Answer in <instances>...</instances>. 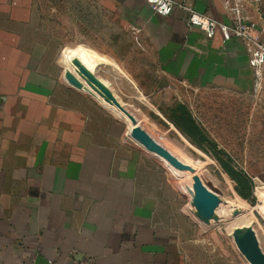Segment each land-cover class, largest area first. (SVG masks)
Here are the masks:
<instances>
[{
    "label": "crops",
    "instance_id": "crops-1",
    "mask_svg": "<svg viewBox=\"0 0 264 264\" xmlns=\"http://www.w3.org/2000/svg\"><path fill=\"white\" fill-rule=\"evenodd\" d=\"M130 1L169 48L185 36L206 44L215 51L212 63L220 61L209 76L239 80L243 71L239 82L253 89L239 40L208 41L187 26L182 9L163 17L145 0ZM177 1L230 23L226 0ZM259 8L260 14L253 7L246 13L264 41V0ZM37 18L33 0H0V264H195L184 228L170 213L167 179L125 143L119 121L68 96L43 66L31 39ZM181 61L208 72L201 57L183 53Z\"/></svg>",
    "mask_w": 264,
    "mask_h": 264
},
{
    "label": "rangeland",
    "instance_id": "rangeland-1",
    "mask_svg": "<svg viewBox=\"0 0 264 264\" xmlns=\"http://www.w3.org/2000/svg\"><path fill=\"white\" fill-rule=\"evenodd\" d=\"M33 3L38 18L31 39L44 56L43 66L54 73L68 96L87 99L119 121L125 143L156 164L167 179L170 213L174 211L175 224L184 228V238L190 242V260L250 264L229 233L243 221L254 222L264 252V86L257 89L254 83L252 90L247 88L239 82L243 71L239 80L227 73L209 76V69L220 63H212L217 60L215 51L191 43L188 36L179 39V47L169 48V41L161 40L130 0ZM240 42L250 59L252 45ZM183 53L201 57L208 72L183 64ZM81 68L94 79L84 77ZM106 86L156 130H152L156 137L201 168L200 175L221 204L218 223L199 214L188 175L133 140L130 123L100 98L98 91ZM235 206L240 208L237 217H233Z\"/></svg>",
    "mask_w": 264,
    "mask_h": 264
},
{
    "label": "built area",
    "instance_id": "built-area-1",
    "mask_svg": "<svg viewBox=\"0 0 264 264\" xmlns=\"http://www.w3.org/2000/svg\"><path fill=\"white\" fill-rule=\"evenodd\" d=\"M155 12L163 17L170 16L179 8L186 12V24L189 28L200 29L208 41L219 37L222 43L233 39L252 45L253 53L249 59V66L253 70L255 88L264 86V41L263 30L256 21L247 13L248 7H253L259 14L261 0H226L223 3L225 12L230 18V23L221 22L207 14L197 12L192 6L177 0H145Z\"/></svg>",
    "mask_w": 264,
    "mask_h": 264
},
{
    "label": "bare ground",
    "instance_id": "bare-ground-1",
    "mask_svg": "<svg viewBox=\"0 0 264 264\" xmlns=\"http://www.w3.org/2000/svg\"><path fill=\"white\" fill-rule=\"evenodd\" d=\"M110 87L106 86L105 90L101 89L98 91V94L100 95V98L102 99L103 102H105L108 107L110 109H112L113 111H116L119 113V115L123 116L129 123H130V128H131V135L133 140L139 144L140 147H142L145 150L148 151H152L153 153H155L159 158H164L167 161H169L170 163H172L177 170L183 172L184 175H188L190 177L191 182H193L194 188L196 190L195 196H196V207H198V211L199 214L203 217L206 218L210 223H218L220 221V217L221 215H219L217 213L219 207H220V202H219V198L216 195V193L214 192V190L212 188H210V186L208 185V183H206V181L204 180V178L200 175V167H197L195 165V163L193 161H191L189 158L180 155L178 152H176V150H173V147L171 145V147H169L168 145H166L165 143H163L158 137H156L157 135H155L154 132H152V130L150 128H148V126H146V124H144V122L142 121V119L137 115L136 111L128 104L124 103L121 98H119L114 91L112 90V88H110L111 90H109ZM143 118V117H142ZM148 125V124H147ZM137 127H140L142 130H144L148 135H150L157 143H159L161 146H163L166 150H168L170 152V154L176 158L177 161H179L183 166L185 167H181L179 166L171 157L169 156H165L162 154H159L157 151H155L153 148H151L150 146H148L135 132V129ZM152 127V126H151ZM155 130V129H154ZM153 130V131H154ZM156 131V130H155ZM159 132L157 131V134ZM160 135V133L158 134ZM162 137V136H161ZM129 140H131L129 138ZM132 141V140H131ZM167 143V141H165ZM191 169V171L189 170ZM198 176L200 178H202V180L206 183V185L208 186V188L215 194V197L217 199V205L216 207L212 210V211H208L207 210V205L206 204H202L201 202H199V191H198V186L196 184L195 181V177ZM263 194V193H262ZM262 194L261 197H262ZM264 196V195H263ZM231 207V206H230ZM228 209H231V208ZM233 207V206H232ZM234 210H238V215L240 214V208L235 206ZM232 211V210H231ZM233 216V217H237ZM253 221H243L242 223H240V226H237L238 228H235L234 230L232 228H230L232 231L229 230V233L234 236V234L236 232H244L247 228L252 227L254 229L253 226ZM255 231V230H254ZM239 232V233H240ZM256 233V231H255ZM256 236L258 238V235L256 233ZM259 241V238H258ZM260 243V241H259Z\"/></svg>",
    "mask_w": 264,
    "mask_h": 264
},
{
    "label": "water",
    "instance_id": "water-1",
    "mask_svg": "<svg viewBox=\"0 0 264 264\" xmlns=\"http://www.w3.org/2000/svg\"><path fill=\"white\" fill-rule=\"evenodd\" d=\"M82 74L86 78H92L88 71L84 68H81ZM136 134L151 148L157 151L159 154L171 157L179 166H183L179 161L173 157L168 150H166L163 146L157 143L150 135H148L144 130L140 127L135 129ZM191 171V169H189ZM196 184L198 186L199 191V202L207 205V210L212 211L217 205V199L215 194L208 188L206 183L202 180V178L196 176L195 177ZM238 210L233 211V216L238 215ZM240 232V231H239ZM236 232L234 234V240L239 250L243 254V256L247 259L250 264H264V252L260 247V243L256 236V233L252 227L247 228L244 232ZM45 264H49L47 261Z\"/></svg>",
    "mask_w": 264,
    "mask_h": 264
}]
</instances>
